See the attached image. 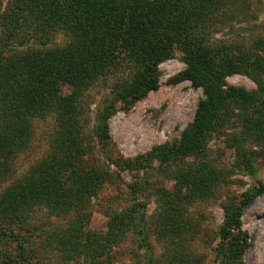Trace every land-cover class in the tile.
<instances>
[{"label":"trees","instance_id":"1","mask_svg":"<svg viewBox=\"0 0 264 264\" xmlns=\"http://www.w3.org/2000/svg\"><path fill=\"white\" fill-rule=\"evenodd\" d=\"M228 4L232 8L226 10ZM1 6L2 0L0 157L26 145L33 131L26 114L39 117L53 112L57 129L48 157L36 162L18 180L5 186L0 180V236L16 242L19 249L17 258L4 259L0 264H46L32 261L38 249L32 238L20 239L15 234L16 224L39 237L40 246L60 254V264H113L110 250L121 229L136 231L153 262L152 247L142 225L145 216L139 207L110 215L105 234L90 230V202L98 195L105 173L97 164L89 170H79L69 162L70 156L78 160L92 152L95 137L102 144L107 162L119 170L137 169L141 159L119 160L106 153L112 141L109 121L120 104L129 109L156 91L159 65L181 50L187 68L175 79L191 81L204 90L205 98L182 139L155 146L147 156L158 160L164 175L173 177L179 188L190 183L199 189L212 185L217 173L208 170L207 164H199L204 163L203 158L197 167L181 165L175 169L169 162L174 160L175 165L188 154L201 158L205 136L232 125L229 114L221 118L224 110L230 114L239 110L236 117L241 123L240 134L264 139L262 91L224 89V80L231 74L248 75L264 89V79L258 77L264 73V34L250 43H214L210 38L216 31L214 25L223 20H216L219 11H225L224 23L241 17L255 18L256 12H249L248 0H12L7 13ZM31 25L33 32L43 38L23 51L19 45L25 43L26 37L18 29L25 26L30 31ZM60 30L67 34L66 42L49 44ZM64 87L69 92H64ZM95 89L106 92H99L103 103L89 131L91 92ZM235 146L240 157L250 164L239 140ZM263 193L261 183L229 208L225 216L221 234L228 238L233 233L235 238L226 251L228 259H234L236 264H243L240 258L249 243L248 236L241 232L242 213ZM36 207L48 209V228L29 222L28 212ZM55 215H66L68 220L55 224L50 220Z\"/></svg>","mask_w":264,"mask_h":264},{"label":"rangeland","instance_id":"2","mask_svg":"<svg viewBox=\"0 0 264 264\" xmlns=\"http://www.w3.org/2000/svg\"><path fill=\"white\" fill-rule=\"evenodd\" d=\"M11 1L2 0V12L7 13L11 9ZM248 1L251 4L249 12H256L258 19L241 17L224 23L225 11H219L216 20H223L214 25L216 31L210 35L212 42L250 43L254 37L264 34V0ZM229 7L232 8L228 4L226 10ZM233 28L240 29V33ZM29 29L26 30L25 26L18 29L26 37L25 43L19 45L23 51L31 45H38L43 38L33 32L32 25ZM52 38L53 42L49 44H64L67 34L60 30ZM186 68L184 53L177 50L174 58L159 65V88L129 109L120 104L109 121L112 141L106 153L114 159L119 157V160L120 157L132 161L141 159L137 169L119 170L107 162L101 150L102 144L95 137L92 152L80 156L78 160L75 155L70 156L69 162L75 163L79 170H89L97 164L105 173L98 195L90 202L89 227L92 232L107 233L110 215L139 207L138 210L145 216L142 225L152 247L153 262L142 247L136 231L121 229L117 231L118 239L110 250L113 264H236L234 259H228L226 251L235 237L233 233L228 238L224 237L221 228L228 209L239 204L245 194L264 184V139L259 141L240 134L241 123L236 117L239 110L232 112L234 116L230 114L231 111L224 110L221 118L229 114L232 125L217 128L205 136L202 146L205 152L201 153V158L188 154L184 159H178L175 165L174 160L169 162L175 169L181 165L197 167V162L203 158L204 163L199 164H207L208 170L214 169L217 173L212 185L203 189L192 183L179 188L173 177L164 175L161 163L147 156L155 146L180 141L193 123L200 101L205 98L204 90L195 87L191 81H176L175 78ZM258 77L264 79V73ZM224 82V89L235 87L249 92L262 91L264 96V89L248 75L231 74ZM101 91L106 92L105 89ZM101 91L95 89L91 92L89 131L103 103ZM64 92H69V88L64 87ZM26 116L33 126L32 135L25 146L15 147L0 157L2 186L23 177L36 162L48 157L56 142L57 119L53 112L39 117ZM237 140L248 159H251L250 164L240 157L235 146ZM28 214L31 224L41 229L49 227L46 224L50 214L46 207H36ZM50 220L62 224L67 222L68 217L55 215ZM241 222V232L248 236L249 241L241 261L243 264H264V193L243 211ZM13 228L20 239L32 238V244L38 249L33 262L60 264V254L40 246L41 239L34 237L35 234L31 235L30 230L18 224ZM18 250L16 242L0 236V261L17 258Z\"/></svg>","mask_w":264,"mask_h":264}]
</instances>
